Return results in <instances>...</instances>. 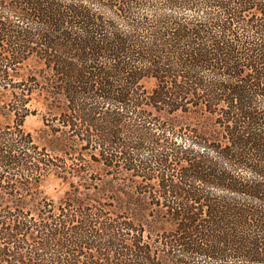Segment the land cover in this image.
<instances>
[{
    "label": "trees",
    "instance_id": "16d2710c",
    "mask_svg": "<svg viewBox=\"0 0 264 264\" xmlns=\"http://www.w3.org/2000/svg\"><path fill=\"white\" fill-rule=\"evenodd\" d=\"M0 264H264V0H0Z\"/></svg>",
    "mask_w": 264,
    "mask_h": 264
},
{
    "label": "rangeland",
    "instance_id": "374dc122",
    "mask_svg": "<svg viewBox=\"0 0 264 264\" xmlns=\"http://www.w3.org/2000/svg\"><path fill=\"white\" fill-rule=\"evenodd\" d=\"M33 107H37L39 113L27 117L24 121V128L31 134L35 143L40 147L46 148L48 153L51 149V146L48 142L49 136H47L46 128L42 123L41 113L43 111L36 103H33ZM67 190L68 184L66 182H62L60 179L55 178L53 175L46 177L40 186V191L42 194L51 198L55 202H58V200L62 198L64 192Z\"/></svg>",
    "mask_w": 264,
    "mask_h": 264
}]
</instances>
